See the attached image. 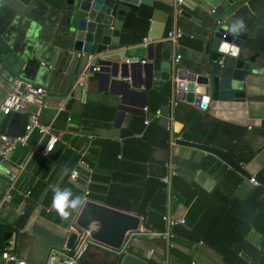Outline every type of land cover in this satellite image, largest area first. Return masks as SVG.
Instances as JSON below:
<instances>
[{"label": "crops", "instance_id": "1", "mask_svg": "<svg viewBox=\"0 0 264 264\" xmlns=\"http://www.w3.org/2000/svg\"><path fill=\"white\" fill-rule=\"evenodd\" d=\"M175 2L141 3L138 11L142 5L154 6L143 31L127 26L137 12L127 11L121 30L126 58L147 60L153 46L154 66L159 69L162 62L171 61L180 51L181 67L201 73V64L206 61L202 36L207 28L182 11L210 27L213 8L205 0ZM69 11L67 0H0V68L8 67L26 82L45 87L49 107L42 112V119L53 122L62 134L55 150L47 155L35 151L30 143L20 147L9 161L0 158V166L6 169L0 172V192L7 191L8 174L18 173L12 198L0 214V252L13 245V250L31 264H46L52 247L67 245L71 225L81 209L67 221L59 217L51 207V189L58 185L83 196L84 203L91 199L139 215L140 228L125 253L145 258L146 264H161L167 241L153 233L161 230L145 226L144 215L157 222V217L168 211L169 203L175 217L187 219L186 224L173 228L170 253L176 264H264V0H238L220 17L229 25L242 19L250 44L248 53L257 54L250 68L239 74L246 100L225 101L206 109L180 100L173 123L175 135L182 136L185 123L176 118V113L186 117L194 107L227 122L229 127L218 147L260 184L255 185L213 153L177 144L178 174L172 179L173 197L163 181L170 156L167 120L164 117L146 125L142 111L145 105L150 115L158 109L168 111L169 99L177 96L170 83L165 82L161 89L154 85L135 88L126 83L131 80L120 78L112 88L104 89L94 76L76 89L65 109L60 108L68 94L64 91L72 71L64 56L72 42L65 26ZM175 25L186 31L180 47L167 39ZM147 35L155 40L153 44L143 43ZM127 37L134 41L127 42ZM5 96L6 91L0 87V106ZM34 108L30 106L28 112ZM28 112L1 114L0 133H24ZM80 132L94 134L95 141L87 142L78 135ZM80 156L88 165H78ZM20 164L24 166L21 170ZM75 167L80 169L77 181L70 178ZM65 168L69 169L67 174ZM150 250H154L151 257ZM95 255L90 262H95ZM119 257L108 264H119ZM85 264L91 263L85 260Z\"/></svg>", "mask_w": 264, "mask_h": 264}, {"label": "water", "instance_id": "2", "mask_svg": "<svg viewBox=\"0 0 264 264\" xmlns=\"http://www.w3.org/2000/svg\"><path fill=\"white\" fill-rule=\"evenodd\" d=\"M238 0H205L213 8V21L210 27L202 23L186 10L182 14L201 23L207 30L202 38L206 42V61L201 64L202 72L197 73L172 65L170 60L162 62L159 69L154 66V52L151 50L148 59L142 63L140 57L126 58V51L121 43V30L128 10L138 11L139 3L152 4L153 0H67L70 11L67 14L65 26L69 29L72 42L64 51L65 58L70 61L72 71L65 88L67 94L75 77L87 65L91 69L96 66L100 70L95 77L100 80L101 88H112L120 78L129 79L126 82L135 88L141 86L161 89L165 82L176 90L177 98L193 103L199 108H214L222 102L245 101V92L239 84L241 71H247L256 60L257 54L249 55L250 44L247 33L243 32L238 39L227 31L229 24L221 22L220 17L229 6ZM234 44L238 49L236 55L220 51L223 43ZM226 55L225 63L219 58ZM127 59L129 62H127ZM210 69V71L208 70ZM176 76L178 80L172 81ZM25 87L22 84L21 89ZM122 108V106H121ZM121 113V112H120ZM178 144L196 147L208 153H213L229 166L239 171L247 178L251 174L235 160L226 150L184 138L178 139ZM10 199L6 191L0 192V214L5 210ZM85 207L77 217L78 226L88 229L89 220L98 222V229L93 230V237L115 248H122L129 232L137 231L141 225V217L122 209L87 199ZM10 237L7 236L8 239ZM77 233L72 232L67 241V247L72 248ZM147 260L133 253H125L119 264H146Z\"/></svg>", "mask_w": 264, "mask_h": 264}, {"label": "built area", "instance_id": "3", "mask_svg": "<svg viewBox=\"0 0 264 264\" xmlns=\"http://www.w3.org/2000/svg\"><path fill=\"white\" fill-rule=\"evenodd\" d=\"M183 0H176L175 3L181 4ZM141 3H139L140 5ZM186 34V31L179 25H175L172 29L168 31L167 39L170 40L175 47H180V39ZM190 36H194L191 34ZM155 40L147 35L143 39V43L146 45H151ZM183 58V54L177 51L172 59V65L177 67ZM225 56L219 58L220 63H225ZM127 62L129 60L127 59ZM146 60H142L145 63ZM100 70L99 66L91 69L89 65L83 68L79 74L75 77L74 83L69 90L67 96L61 104V109H65L66 104L70 99L75 96V91L78 88L85 86L87 81L94 77L95 73ZM178 78L174 76L172 78L173 82H176ZM25 83V87L21 89L22 84ZM0 87L6 91V96L3 99L0 106V115H9L12 113L25 114L28 112L30 106L35 108L28 112V118L25 125V131L22 134H10V133H0V158L2 162L9 161L13 154L20 148L28 146L32 136L37 133L38 140L34 144V150L40 151L42 154L47 155L53 152L56 148L58 142L62 140L61 131L56 128L53 122H45L42 119V112L44 109L49 107V100L47 91L44 86L36 85L34 83H29L24 80L23 77L13 73L8 67L0 68ZM180 99L172 97L168 102V111H163V109H158L152 115H150V108L148 105L142 107V111L145 113L144 123L146 125L150 124L153 120H158L161 118H166V129L171 133L169 139L170 144V156L166 160L165 165L168 169L167 175L163 177L164 183L168 186L170 195H172V179L178 174V164L176 163V146L178 144V139L182 136H176L174 133V109L179 105ZM78 135L85 138L89 143H93L96 139L95 135L92 133L80 132ZM43 146V148H41ZM78 165H88L87 161L80 156L78 159ZM24 168L23 164L19 165V169ZM80 177V169L75 167L71 171L70 178L77 181ZM9 184L6 191V197L12 198V191L15 189V184L18 178V173L13 172L8 174ZM250 180L255 185H259L260 182L255 178L251 177ZM89 190L86 191L88 195ZM50 211V208H47ZM25 211L22 210L21 214ZM163 220L166 224V229L164 231H153L155 235H160L167 241V253L161 261V264H176L170 253L171 248L174 246L173 238L175 234L173 228L180 224H186L187 219L185 216L175 217L170 208V203L168 204V211L163 214ZM71 225L72 232L77 233V238L72 248H68L67 245L62 247H52L49 251L46 264H85V257L91 248L98 250L109 251L111 253H116L117 255H122L125 253L126 247L131 242L137 231L129 232L126 235L124 246L120 249L105 244L93 237V230L91 228L85 229L76 223ZM262 250L264 252V241L262 245ZM154 250H150V257L153 255ZM0 264H31L26 259L20 257L14 250L13 245L11 247L5 248L0 252Z\"/></svg>", "mask_w": 264, "mask_h": 264}, {"label": "trees", "instance_id": "4", "mask_svg": "<svg viewBox=\"0 0 264 264\" xmlns=\"http://www.w3.org/2000/svg\"><path fill=\"white\" fill-rule=\"evenodd\" d=\"M154 6L142 5L139 11L133 13V19L128 20L127 26L133 29L134 31L146 30L148 23L146 22L148 17L152 15ZM146 22V23H145ZM144 23V25H143ZM144 37V36H143ZM141 38V40L143 39ZM127 42H133V38L126 39ZM180 105V103H179ZM178 105V106H179ZM176 118L178 120L185 123V130L182 136L190 141L222 146L221 145V136L227 131V127H229L228 123L222 120H219L214 117H210L208 114H204L197 108H190L188 112V116L184 117L176 113ZM208 119V120H206ZM38 140V134L35 133L30 143L35 144ZM159 221L154 222L151 216L144 215L145 226L151 229L164 230L165 222L163 220V216L160 215L157 217ZM124 254L120 255L119 262L123 258ZM104 264H108L105 262Z\"/></svg>", "mask_w": 264, "mask_h": 264}, {"label": "clouds", "instance_id": "5", "mask_svg": "<svg viewBox=\"0 0 264 264\" xmlns=\"http://www.w3.org/2000/svg\"><path fill=\"white\" fill-rule=\"evenodd\" d=\"M246 25L242 19H236L229 26L227 31L233 36V39H238L240 35L245 31ZM220 51L226 54L236 55L238 49L234 44L223 43L220 47ZM69 171L68 168L64 169L65 174ZM0 172H6L2 166H0ZM52 201L51 207L59 215L62 220H69L73 213L77 212L81 208L85 207L84 197L81 195H75L71 188L54 186L52 189ZM89 227L93 230H97L99 225L94 219L89 220Z\"/></svg>", "mask_w": 264, "mask_h": 264}, {"label": "rangeland", "instance_id": "6", "mask_svg": "<svg viewBox=\"0 0 264 264\" xmlns=\"http://www.w3.org/2000/svg\"><path fill=\"white\" fill-rule=\"evenodd\" d=\"M89 255L87 257H85V260H87V263H91V264H104L107 261H111L114 260V262H116L115 257L118 256L116 253H111L109 251H104V250H98L95 248H91L90 251L88 252ZM95 255V262H90V260L92 259L91 256Z\"/></svg>", "mask_w": 264, "mask_h": 264}]
</instances>
